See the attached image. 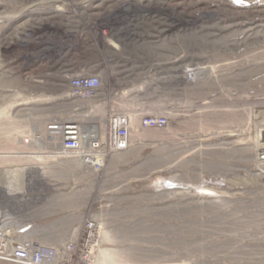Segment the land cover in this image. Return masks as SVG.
Instances as JSON below:
<instances>
[{
	"label": "rangeland",
	"instance_id": "1",
	"mask_svg": "<svg viewBox=\"0 0 264 264\" xmlns=\"http://www.w3.org/2000/svg\"><path fill=\"white\" fill-rule=\"evenodd\" d=\"M31 1L0 0V16ZM40 1L35 24L0 25V174L39 167L51 174L41 178L50 197L68 203L75 193L69 203L86 204L62 213L69 232L43 241L74 247L65 264H264V0H110L89 15L64 0L63 16L50 18ZM152 16L164 22L151 25ZM160 30L164 39L146 43ZM191 61L221 79L185 87ZM115 63L119 73L108 74ZM95 66L108 70L97 108L66 86V73ZM126 111L136 114L131 145L100 170L34 154L32 135L46 139L53 120L104 128L108 113ZM141 113L167 122L145 128ZM90 217L93 240L82 232Z\"/></svg>",
	"mask_w": 264,
	"mask_h": 264
},
{
	"label": "built area",
	"instance_id": "2",
	"mask_svg": "<svg viewBox=\"0 0 264 264\" xmlns=\"http://www.w3.org/2000/svg\"><path fill=\"white\" fill-rule=\"evenodd\" d=\"M66 86L69 98L105 100L101 71L71 73ZM135 115L132 111L108 113L104 128L96 122L83 124L80 120L66 119L53 120L45 129L60 141L56 158H71L86 168L100 170L107 155L130 147ZM139 122L145 128H158L167 121L164 116L141 113ZM15 175L11 176L12 194L0 190V260L15 264H65L68 260L64 255L74 247L65 245L61 251L43 241V220L54 198L43 191L42 180L34 173L23 171L21 176ZM92 220L86 219L83 233H87Z\"/></svg>",
	"mask_w": 264,
	"mask_h": 264
},
{
	"label": "bare ground",
	"instance_id": "3",
	"mask_svg": "<svg viewBox=\"0 0 264 264\" xmlns=\"http://www.w3.org/2000/svg\"><path fill=\"white\" fill-rule=\"evenodd\" d=\"M40 1V0H39ZM39 1H35V0H32L30 3L31 4H29L28 6H26L25 8H23L22 10H21V13H23V14H25L24 16H22L21 15V13L20 14H16V15H14V16H10V17H7V16H0V25H3L4 24V26L7 24V25H9L11 28H12V25H13V27H16V25H17V23L19 22V20H20V18L22 19V18H25V20H27L26 22L27 23H30V24H35L36 23V20H38V17L40 16V13H37V11L36 10H39V11H45L46 9H41V8H34V6H35V4H37V3H39ZM97 1H98V4H95V3H97ZM109 2L110 0H77V1H73V3H75V5H74V8H73V10H71V11H73V14L74 13H77V14H79L80 12L82 13V14H87L86 12H87V10H88V15H89V11H91V10H94L95 8H97L98 6H101V5H103L104 3H106V2ZM113 1V0H112ZM143 1V0H142ZM145 1H147V2H152L151 0H145ZM163 2V0H156V1H154L155 3L156 2ZM40 2H43V4L45 5V6H47L48 8H49V10L50 9H52V10H50L49 11V13H48V15L47 14H45V13H43V15L45 16V17H48V18H50V17H52V13L51 12H58V13H56V14H60V16H63V12H61V8L60 7H63V6H67V5H69V4H67V3H65L64 2V0H42V1H40ZM157 2V3H158ZM72 3V4H73ZM95 5H97V6H95ZM55 7V8H54ZM57 8V9H56ZM58 8H60V9H58ZM84 10V11H82V10ZM75 10V11H74ZM76 11H78V12H76ZM27 14V15H26ZM68 14H69V12H68ZM65 15V14H64ZM22 16V17H21ZM37 16V17H36ZM65 17L66 18H68L69 17V19H70V17L71 16H69V15H65ZM27 18V19H26ZM40 18V17H39ZM152 18V19H151ZM47 19V18H46ZM149 19H151V21H152V24L151 25H153V24H157V25H155L156 27L158 26V24H162L164 21H161L162 20V18H160V17H150ZM70 21V20H69ZM15 22H17L16 24H13V23H15ZM24 22V21H23ZM26 22H24V23H26ZM72 22V21H71ZM155 22V23H154ZM23 23V24H24ZM21 25V24H20ZM26 25V24H25ZM27 25H29V24H27ZM169 25H173V24H169ZM3 26V27H4ZM32 26V25H31ZM37 26V25H36ZM23 27V26H22ZM22 27H20V29H18V32H19V30H21V28ZM0 28H1V26H0ZM25 27H23V29H24ZM32 28V27H31ZM15 29V28H14ZM35 29V28H34ZM158 34H154V36H152V34H149L150 35V38H151V41H148V42H146V43H149L151 46H153L152 44L153 43H155V42H157V41H161L162 39H164L165 37H163V35H162V33H161V30L160 31H158L157 32ZM211 33V32H210ZM214 33V32H213ZM19 34V33H18ZM20 34H22V32L20 33ZM167 34H171V30H170V32L169 33H167ZM106 35V34H105ZM214 35V34H213ZM3 38V37H2ZM1 39V38H0ZM4 40H6V37L4 38ZM3 40V41H4ZM141 41H143V40H141ZM214 41V40H213ZM212 42V41H211ZM1 43V42H0ZM145 43V42H144ZM208 43V42H207ZM208 45V44H207ZM214 45V44H213ZM226 46V45H225ZM200 61V60H199ZM199 61H195V62H190L188 65H185L184 67H183V73H182V75H184V79H187L188 78V76H186V75H188L189 74V72H191L190 74H192L191 75V78H189L190 80H186V82H185V87L187 86V85H190V86H192V87H195V86H197V87H200V86H203V85H206V84H212V83H216L217 82V80H219V78L221 79V77H218V79H214V76H213V68L211 67V65H206V64H202V63H199ZM208 64V63H207ZM124 66V65H123ZM181 66V65H180ZM178 68V67H177ZM135 69V68H134ZM134 69H133V71H134ZM124 70V69H123ZM158 71V70H157ZM162 72V70L159 72H157V73H161ZM164 72L166 73V75L168 74V72H170V73H172V70H170V69H167V70H164ZM163 72V73H164ZM215 73H216V71H215ZM67 74V76H69L71 73H66ZM174 74V73H173ZM176 76V75H175ZM159 77V79H162V78H164L165 76L163 75V76H158ZM212 77H213V79H212ZM180 87H182V86H180ZM105 90V94H106V88H105V86L103 87V91ZM220 91V90H219ZM231 93V92H230ZM234 99H236V98H234ZM233 99V100H234ZM228 100V99H227ZM231 101H232V99H231ZM93 103H95L96 105L94 106L95 108H97L98 107V104L100 105V101H98V100H95V101H92ZM94 105V104H93ZM85 114L84 113H82V112H80L79 114H77V116H84ZM264 130V129H263ZM36 132V131H35ZM32 135V134H31ZM30 135V136H31ZM33 137H34V139H35V141H34V143H35V145H36V147H37V149H36V151H35V153L34 154H38L37 156L38 157H44V158H47V159H55L56 158V153H57V151H56V146L54 145L55 144V139L56 138H58L57 137V135H55L53 132H51V131H49V135L47 136V138L46 139H42L41 138V136L39 137V135H37L36 133L34 134V135H32ZM28 137H26V138H24L23 139V141H24V143H27L28 141H30V138L29 139H27ZM57 143V142H56ZM15 170H18V169H15ZM15 170H11V171H9L8 172V170L7 171H4V172H2V174H0V190H3V191H5V192H7V193H10V194H12V179H11V176L15 173H17V171H15ZM13 171H15L14 173H12L11 174V172H13ZM19 171V170H18ZM27 171L28 172H32V173H34L40 180H41V178H43V177H47V176H50V175H46L45 174V172L44 171H39V167H32L31 169H27ZM9 173V174H8ZM44 176H43V175ZM93 218V220H92V223H91V225L88 227V230H87V233H88V235H90V238H91V240H93L94 238H95V236L97 235V233L99 232L98 231V224H97V222H96V218H94V217H92ZM76 232H77V230H75ZM96 234V235H95ZM87 235V236H88ZM94 250V249H93ZM106 250H108V249H104V250H102V251H106ZM114 250V249H113ZM109 252V251H108ZM102 253H105V252H102ZM105 254H107V252L105 253ZM113 255V254H112ZM102 256H104V255H102ZM109 259V258H108ZM104 262H105V260H104Z\"/></svg>",
	"mask_w": 264,
	"mask_h": 264
},
{
	"label": "crops",
	"instance_id": "4",
	"mask_svg": "<svg viewBox=\"0 0 264 264\" xmlns=\"http://www.w3.org/2000/svg\"><path fill=\"white\" fill-rule=\"evenodd\" d=\"M118 65H120V64L117 63L116 66L112 67V69L109 70V72H108V70L106 71V69H104V70L98 69L97 66L91 67V69H89V70L101 71L103 73V81H104L105 76L107 75V72H108V74H110V73H113V72H111L113 70V71L117 72V74L119 73V70H116ZM110 75H112V74H110ZM118 81H119L118 78H116V82H118ZM105 84L106 83H104V86L106 88ZM72 162H74V164L77 165V161L72 160ZM75 196H77V195H75V193L68 195V197L66 198L68 200V203H66V201H63L64 200L63 198L61 200L60 199L53 200L52 204L49 207V211L47 212L48 216H47V218H45L43 220V223H44L43 232H45V233H67V232H69V229H67L69 227V224L67 223L68 219L66 217H63L62 213L64 211L72 212V213H79L80 211L85 210V206H86L85 202L83 201L84 198H82V200L80 199V200L74 202L73 204L72 203L70 204L69 202L72 199H75L74 198ZM69 199H70V201H69ZM63 228H66V229L64 230Z\"/></svg>",
	"mask_w": 264,
	"mask_h": 264
}]
</instances>
